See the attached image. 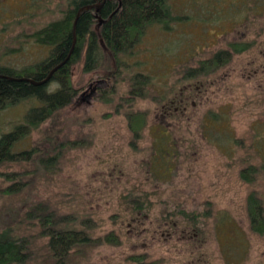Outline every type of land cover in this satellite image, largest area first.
<instances>
[{
	"label": "rangeland",
	"instance_id": "374dc122",
	"mask_svg": "<svg viewBox=\"0 0 264 264\" xmlns=\"http://www.w3.org/2000/svg\"><path fill=\"white\" fill-rule=\"evenodd\" d=\"M64 3L0 0V65L22 70L45 59L50 49L27 36L60 18ZM169 6L175 20L148 28L134 54L122 57L120 74L110 77L116 65L103 44L98 70L86 73L84 60L75 64L76 100L16 143L14 152L32 157L0 165V232L32 239L25 264L54 262L49 239L26 218L39 205L71 217L76 228L93 222V239L119 237V246L75 247V264H134L133 255H145L147 264H264V234L251 230L247 209L252 192L264 201V174L253 183L240 177L264 167V0ZM233 44L246 50L214 72L199 71ZM137 74L151 81L133 100ZM41 106L29 98L1 110L0 136ZM131 113L146 118L138 139ZM162 148H175L169 162ZM130 194L143 198L144 211L125 200ZM209 208L198 228L176 213Z\"/></svg>",
	"mask_w": 264,
	"mask_h": 264
},
{
	"label": "trees",
	"instance_id": "16d2710c",
	"mask_svg": "<svg viewBox=\"0 0 264 264\" xmlns=\"http://www.w3.org/2000/svg\"><path fill=\"white\" fill-rule=\"evenodd\" d=\"M169 1L65 0L59 10L60 18L27 36L35 44L49 48V54L34 66L22 70L0 65V111L29 98L37 99L42 106L31 108L24 122L17 125L12 132L2 133L0 165L32 157L33 151L14 152L16 143L27 136L32 129H36L42 122L50 119L58 110L70 106L76 100L77 90L72 84V67L75 64L84 60L83 69L86 73L98 70L103 62V44L111 53L116 65V71L110 77L120 74L122 66L125 65L122 57L127 56L131 51L134 54V47L141 42L148 28L156 24L167 26L175 20ZM244 50L246 48L243 45L233 44L230 51L222 50L210 60L201 63L199 71L203 74L214 72L231 61L234 54ZM59 66L61 67L47 84L40 86L28 81L42 82ZM150 81L149 77L136 75L130 92L133 100L144 96ZM53 84H56L57 88L49 91V87ZM128 120L130 130L138 139L139 131L146 123L145 116L131 113L128 115ZM167 136L164 134L162 141H165ZM73 145L75 146L76 143ZM160 150V156L165 162L170 161L171 152L175 153V148ZM56 159L57 155L44 161L48 165ZM259 173L264 174V167H249L241 171L240 177L244 182L253 183ZM19 190L20 188L16 192ZM125 200L134 206L135 211L145 210L146 204L142 201L143 198L133 197L130 194ZM247 205L251 230L257 234H264L263 199L252 192L247 198ZM176 213L188 220L193 227H197L209 219L211 209L193 213L178 210ZM26 218L30 225L39 228L41 237L49 239L48 246L53 264H75L70 257L72 250L78 246L121 244L114 232L93 239L89 235V231L95 227L93 222L84 219L79 224L81 228H76L71 226L73 222L71 217H58L54 211H49L45 206L39 205L30 210L26 213ZM31 245L32 239L13 236L11 229L0 232V264H25L32 258ZM129 260L134 264H147L145 255H133Z\"/></svg>",
	"mask_w": 264,
	"mask_h": 264
},
{
	"label": "water",
	"instance_id": "95a60500",
	"mask_svg": "<svg viewBox=\"0 0 264 264\" xmlns=\"http://www.w3.org/2000/svg\"><path fill=\"white\" fill-rule=\"evenodd\" d=\"M62 65H64V63L62 64ZM61 65V66H62ZM61 66H59L58 68H56L55 70H53L51 73H50V75L44 80V81H42V82H39V83H37V82H35V81H33V80H28V81H30L31 83H33V84H35V85H44V84H47L50 80H51V78H52V76H53V74L61 67Z\"/></svg>",
	"mask_w": 264,
	"mask_h": 264
}]
</instances>
